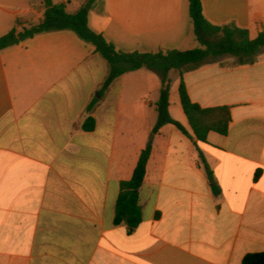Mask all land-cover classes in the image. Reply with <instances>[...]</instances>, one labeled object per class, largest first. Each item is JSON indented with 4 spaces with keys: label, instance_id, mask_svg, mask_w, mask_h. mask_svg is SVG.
I'll list each match as a JSON object with an SVG mask.
<instances>
[{
    "label": "crops",
    "instance_id": "1",
    "mask_svg": "<svg viewBox=\"0 0 264 264\" xmlns=\"http://www.w3.org/2000/svg\"><path fill=\"white\" fill-rule=\"evenodd\" d=\"M51 1L68 14L86 2ZM201 4L214 25L233 23L250 39L264 33V0ZM44 10L43 0H0V37L16 20L38 24ZM88 27L124 52L196 43L188 0H102ZM107 74L71 31L0 51V264H242L264 252V53L250 65L225 58L183 76L193 103L230 108L228 133L210 132L205 143L195 142L171 90L169 114L192 139L170 124L152 133L157 73L128 72L100 92ZM89 116L95 127L85 132ZM149 144L142 221L115 225L120 182Z\"/></svg>",
    "mask_w": 264,
    "mask_h": 264
},
{
    "label": "trees",
    "instance_id": "2",
    "mask_svg": "<svg viewBox=\"0 0 264 264\" xmlns=\"http://www.w3.org/2000/svg\"><path fill=\"white\" fill-rule=\"evenodd\" d=\"M44 14L38 24H26L16 20L13 28L0 37V51L34 37L35 35L57 31H71L81 41L91 45L95 53L101 56L108 65V74L100 92L105 91L117 78L125 73L139 69L155 72L160 77V91L154 109L157 114L152 133L156 134L161 127L170 124L182 134L192 139L186 130L169 114V93L173 77H178V97L181 109L193 133L195 142L205 143L210 132L219 135L228 133L231 121L230 108L227 106L201 108L193 103L187 93L183 76L207 63L219 62L225 58L234 59L235 65H250L256 57L264 53V33L250 39L246 29L233 23L214 25L203 15L201 0H188L189 17L197 48L191 50H159L154 53L137 51L124 52L117 50L105 38L91 31L88 27V14L98 8L102 0H86L74 13L66 12V4H53L51 0H43ZM93 103L87 110L90 111ZM95 127V120L87 117L81 129L90 132ZM151 155L150 144L139 155L132 176L119 185V194L115 204L114 224L126 225L129 229L136 228L142 221L139 207L138 191L143 185L146 166ZM204 169L214 195L219 194L218 188L212 183V172L204 165ZM258 174L255 175L257 178ZM242 264H264V252L247 254Z\"/></svg>",
    "mask_w": 264,
    "mask_h": 264
},
{
    "label": "rangeland",
    "instance_id": "3",
    "mask_svg": "<svg viewBox=\"0 0 264 264\" xmlns=\"http://www.w3.org/2000/svg\"><path fill=\"white\" fill-rule=\"evenodd\" d=\"M197 47H198V44L195 43V48H197ZM170 88H171L170 90L172 91V94H173L174 99L177 98L178 97V83H177V78H175V80L172 81ZM173 114H174V111H173Z\"/></svg>",
    "mask_w": 264,
    "mask_h": 264
}]
</instances>
